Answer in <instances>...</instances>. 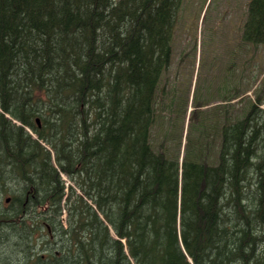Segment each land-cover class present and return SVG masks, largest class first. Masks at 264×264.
Wrapping results in <instances>:
<instances>
[{
  "label": "trees",
  "instance_id": "1",
  "mask_svg": "<svg viewBox=\"0 0 264 264\" xmlns=\"http://www.w3.org/2000/svg\"><path fill=\"white\" fill-rule=\"evenodd\" d=\"M230 1L260 68L264 0ZM162 2L0 0V264H264V79L181 91Z\"/></svg>",
  "mask_w": 264,
  "mask_h": 264
},
{
  "label": "rangeland",
  "instance_id": "2",
  "mask_svg": "<svg viewBox=\"0 0 264 264\" xmlns=\"http://www.w3.org/2000/svg\"><path fill=\"white\" fill-rule=\"evenodd\" d=\"M163 4L164 6L159 7V9L154 8L145 22L149 30L157 35L161 29L160 36L163 39L167 40L170 34L174 36L170 38L171 43L175 46L171 60V67L173 68L168 70L167 77L175 78L177 76L179 78L178 86L181 91H185L190 85L191 97L194 96L195 92L198 93L201 90L211 88L213 90V87L216 91L219 89L222 95L226 80L229 83L232 78V84H234V77L230 76L232 71L230 72L231 62L229 44L225 41H219L215 33L217 26L216 19L212 20L214 13L211 0H209L207 4L204 3V0H196V4L185 11V16L190 25V33L181 31L178 34L170 32V26L174 24V21L171 20L173 16L172 12L177 8V0H163L161 5ZM242 7L240 3H236V25L238 17L242 12ZM162 11H164V13ZM231 14H234V10H231ZM230 19L234 21L228 15L224 21V26L227 27L229 25ZM247 34L249 33L245 31V39H247ZM261 34L264 35V33ZM251 36L253 35L249 34L248 38ZM247 41L250 40L247 39ZM253 48L254 47H251V49ZM253 52L257 57L260 68L257 64L255 67L248 64L249 69L246 72L241 71L240 69L245 66V60H239V67L235 68L236 75L243 76L246 83L249 82L252 84L247 93L244 91L245 95L242 97L244 100L242 102H244V104H247L248 99L252 100L255 98L257 89L258 87H262L261 81L264 79V45L259 46L255 51L249 52L247 59L251 58ZM242 55H244V53H242ZM239 56L237 53V59ZM262 108H264V106H262ZM186 133L187 129L185 130V135ZM183 145L185 144L183 143ZM63 178L66 179V177ZM66 185L70 186L71 183L66 180Z\"/></svg>",
  "mask_w": 264,
  "mask_h": 264
},
{
  "label": "flooded vegetation",
  "instance_id": "3",
  "mask_svg": "<svg viewBox=\"0 0 264 264\" xmlns=\"http://www.w3.org/2000/svg\"><path fill=\"white\" fill-rule=\"evenodd\" d=\"M235 8H236V3L235 1L229 2L228 7L226 8L223 5H220L218 7V10L214 13V16L212 18L216 19V36L219 41H225L229 44L230 48V74L231 77H234L235 75V68H236V24H235ZM177 8L173 10L172 14L173 16L171 17V20L174 21V24L170 26V32L173 34H178L181 31L184 33L187 31L189 32V22L187 20V17L185 16V12H180L178 13ZM231 10H234V14H231ZM229 15L234 21L229 22V25L226 27L224 26V21L226 20V17ZM233 16V17H232ZM171 23V22H170ZM174 36L172 34L169 35L168 39L173 38ZM172 66V64H171Z\"/></svg>",
  "mask_w": 264,
  "mask_h": 264
},
{
  "label": "water",
  "instance_id": "4",
  "mask_svg": "<svg viewBox=\"0 0 264 264\" xmlns=\"http://www.w3.org/2000/svg\"><path fill=\"white\" fill-rule=\"evenodd\" d=\"M38 122H40V121L38 120ZM7 202H9V199L7 200Z\"/></svg>",
  "mask_w": 264,
  "mask_h": 264
}]
</instances>
